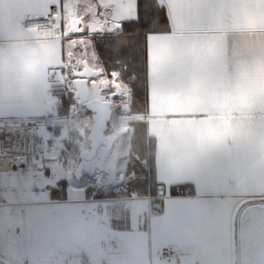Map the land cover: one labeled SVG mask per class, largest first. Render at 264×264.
Segmentation results:
<instances>
[{"label": "crops", "instance_id": "0c3cea01", "mask_svg": "<svg viewBox=\"0 0 264 264\" xmlns=\"http://www.w3.org/2000/svg\"><path fill=\"white\" fill-rule=\"evenodd\" d=\"M90 1L79 19L91 9L96 17L108 9L119 24L136 19V0ZM156 2L169 30L147 36L144 119L160 214L138 235L105 229L89 223L92 204L115 199L88 200L67 172L46 187L41 168L0 174V264H151L164 246L179 257L152 264H264V0ZM53 6L66 10L72 31L68 0H0V125L50 114L47 75L64 68L72 41L62 26L51 38L20 23ZM62 180L66 200L51 199ZM144 195L136 200L152 198ZM112 230L122 235L110 242ZM106 245L118 255L108 257Z\"/></svg>", "mask_w": 264, "mask_h": 264}, {"label": "rangeland", "instance_id": "374dc122", "mask_svg": "<svg viewBox=\"0 0 264 264\" xmlns=\"http://www.w3.org/2000/svg\"><path fill=\"white\" fill-rule=\"evenodd\" d=\"M77 2H79V10L77 11L78 16L86 9L89 10V8L92 7L90 0H78ZM125 2L126 4L129 2L130 5H132V0H125ZM96 13L97 12L95 10L91 9L90 12L86 13V16L80 19L82 21V30L80 33H78V31H69L67 13L65 11L62 13L60 28L62 26L66 35L70 37L72 41V50L71 55L67 58L64 68L61 71L48 73L54 76L53 79L47 78L49 81V94L51 97L50 114L41 124L53 126L52 129H48L50 130L49 134L51 137L58 136L61 130H66L67 134L63 140V151L58 159L54 160L55 162H44L46 170L43 168L39 170V181L42 182L41 185L44 187L48 185L54 186L56 181L67 179V172L72 186L76 187L79 192H81L82 189L85 192L88 190L89 195L92 198H96L100 192L110 195L115 194L114 196L121 197L115 199L113 202L98 204L99 206L92 204V207L95 210L93 215L95 217V222L89 221V223H94L95 225L98 224L100 227V224L103 222L105 229L111 227V229H118L119 232L132 229L133 233L138 235L146 230L149 216L155 213L156 208H154V202L156 200V192L158 190V186L151 179V153L147 152L146 158L142 160V158L139 157L135 151L137 147L136 144L138 142L136 141L134 130L135 128L137 129L136 125L138 123H146L144 118L147 115V110H145V113L142 115L133 113L131 109L129 85L120 80L116 71L110 74V78L107 77L94 45V40L103 36V34L98 33L97 30L90 31L91 25H94V22L99 18V16L96 17ZM113 21L117 23L120 22L119 18L115 16ZM119 32L113 31L112 33ZM83 60H86L89 66L96 72V78L101 84V91L103 95L113 93L111 84L115 77L120 80L121 86L128 94L127 104L121 103L117 97H113L111 99L110 103L112 113L108 123V131L105 134V136L107 134H113L118 137V158L111 173L116 177L122 175L123 182L121 186H116L109 180L111 174L103 175L102 179L97 182V180L94 179L91 167L86 165V161L83 162L84 167L82 175L79 179H75L72 174L78 163L82 161L81 154L90 148L89 131L92 127V116L83 105H79L76 101L72 77V71L80 70L81 62ZM102 83H107V90L102 89ZM62 95H64L66 99H68V97H72V103L65 115H59L57 113L61 104L59 99H61ZM56 129H59V131L54 134ZM138 141L140 142V138H138ZM137 164H139V166ZM12 174L15 175L14 173ZM15 177L17 176L15 175ZM142 183H146V188L143 191L144 194L148 193L152 196L151 199L149 198V201L147 199L148 202L136 200L138 198H142L137 197L139 194L143 193L140 192L139 187L137 186L142 185ZM127 195H130L131 198H124ZM90 210H92V208H90ZM110 234L111 233L105 232L107 239L105 238L104 244L105 241L108 240ZM113 234L114 238H112L110 242L115 241V237H117V235H122V233L114 231ZM103 248V251H110V254L107 255L108 257H110V255H118L119 250L114 246L108 247L106 245ZM172 249L176 252L174 248ZM89 250L90 246H88V251ZM124 251L125 250H123V252ZM106 258L107 257L104 255L101 260L107 261ZM90 260L91 258L89 257V264Z\"/></svg>", "mask_w": 264, "mask_h": 264}, {"label": "trees", "instance_id": "16d2710c", "mask_svg": "<svg viewBox=\"0 0 264 264\" xmlns=\"http://www.w3.org/2000/svg\"><path fill=\"white\" fill-rule=\"evenodd\" d=\"M120 25L121 30L119 33L105 32L103 36L95 39V50L107 77L110 78V74L116 71L120 80L129 85L132 112L142 115L145 113L147 107V36L167 32L169 30L167 17L164 9L157 4L156 0H136V19L124 21ZM60 101L61 104L57 113L65 115L72 103V97L66 99L62 95ZM136 126L137 129L135 128L134 135L138 143L136 144L135 141L137 145L135 151L144 160L147 152L153 156L154 146L152 140L147 135L146 123L140 122ZM58 131L59 129H56L54 134ZM138 138H140V142ZM137 165L139 166V164ZM150 168L154 175L152 160ZM152 174L151 179L153 181ZM66 185V181H60L58 188L51 191L50 198L53 200H66ZM137 186L140 192H143L146 188V183ZM85 193L88 200L121 198L114 196L115 194L110 195L102 192L98 193L96 198H92L88 190ZM142 194L144 192L137 197L146 196ZM124 198H131V196L127 195Z\"/></svg>", "mask_w": 264, "mask_h": 264}, {"label": "built area", "instance_id": "2783aa9c", "mask_svg": "<svg viewBox=\"0 0 264 264\" xmlns=\"http://www.w3.org/2000/svg\"><path fill=\"white\" fill-rule=\"evenodd\" d=\"M61 10L57 6L50 7L49 10L39 16L24 19L20 23L23 32L48 33L51 37H60ZM97 32L103 34L107 28L119 32V24L111 21L110 12L107 9L101 10V15L94 22ZM104 29V30H103ZM48 79H53L52 74L47 75ZM59 102V101H58ZM52 125H43L37 122H24L18 124L0 125V174L14 173L17 177H22L31 167H41L45 161L57 160L63 151V140L67 131L61 130L60 134L51 137L48 129ZM178 196H188L189 190H177ZM162 191L156 192L154 216L160 214V206L163 202ZM179 254L170 247H161L150 257L151 264L154 260H175Z\"/></svg>", "mask_w": 264, "mask_h": 264}, {"label": "water", "instance_id": "95a60500", "mask_svg": "<svg viewBox=\"0 0 264 264\" xmlns=\"http://www.w3.org/2000/svg\"><path fill=\"white\" fill-rule=\"evenodd\" d=\"M107 33H112V29H108ZM73 86L75 94L78 96L79 103L92 116V127L89 131L90 148L81 154V159L77 167L73 171L75 179H79L82 175L83 162L93 159L102 145L111 148L118 137L113 134H105L108 131V123L111 118V103L103 102L98 99L89 100V89L87 82L89 79L96 77V72L89 66L86 60L81 62V69L72 71ZM102 89L107 90V83H102Z\"/></svg>", "mask_w": 264, "mask_h": 264}, {"label": "bare ground", "instance_id": "6f19581e", "mask_svg": "<svg viewBox=\"0 0 264 264\" xmlns=\"http://www.w3.org/2000/svg\"><path fill=\"white\" fill-rule=\"evenodd\" d=\"M75 0H68V10L70 14V26L72 31H81V21L77 17L75 13ZM98 27L96 25H92L90 27V31H96ZM114 75V74H113ZM88 89H89V100L98 99L103 102H110L113 97H117L121 103L127 104L128 103V94L121 86L120 81L115 77L112 81V88L113 93L108 95H103L101 91V84L99 83L98 79L92 78L89 79L87 82ZM76 101L79 103L78 96L75 95ZM81 103H79L80 105ZM82 105V104H81ZM118 141H115L111 148L102 145L97 155L89 160L86 161V165L90 166L93 171L94 179L97 182L102 179L103 175L111 174L110 181L114 183L116 186H119L123 182V177L120 175L119 177L113 176L111 171L116 165L117 158H118ZM44 165L38 168H42ZM118 176V175H117Z\"/></svg>", "mask_w": 264, "mask_h": 264}]
</instances>
